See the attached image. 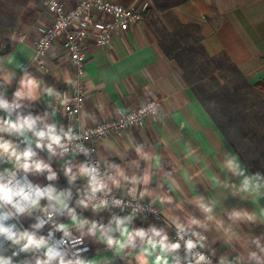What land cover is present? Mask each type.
<instances>
[{
	"label": "clouds",
	"instance_id": "9594fccd",
	"mask_svg": "<svg viewBox=\"0 0 264 264\" xmlns=\"http://www.w3.org/2000/svg\"><path fill=\"white\" fill-rule=\"evenodd\" d=\"M39 6L53 14L52 29L43 20L30 25L41 34L34 47L24 35L9 38L27 62L15 51L0 55V264H264V165L254 171L227 149L213 162L184 138L160 94L185 126H195V109L168 78L145 72L151 83L135 107H109L101 94L108 78L95 83L83 70L84 41L113 47L111 34L132 13L120 0ZM93 8L113 23L92 25ZM64 34L70 48L60 55L54 42ZM180 140L175 162L157 150Z\"/></svg>",
	"mask_w": 264,
	"mask_h": 264
},
{
	"label": "crops",
	"instance_id": "0c3cea01",
	"mask_svg": "<svg viewBox=\"0 0 264 264\" xmlns=\"http://www.w3.org/2000/svg\"><path fill=\"white\" fill-rule=\"evenodd\" d=\"M65 1L67 4H74L75 0ZM120 2L126 6H142L145 10L153 8L155 15H159L166 24L174 27L167 14H160L156 10L153 0H120ZM33 3L37 6L33 7ZM39 5L40 0H0V44L11 45L0 51V55L15 51L19 61L27 62L25 54L21 52L26 50L22 45L12 44L9 38L13 34L24 35L27 37L26 42L35 46L40 34L31 32L29 26L36 24L38 20H43L48 26L53 20V14H48L47 10ZM171 13L184 23L195 22L201 25L203 45L208 53L218 55L225 51L250 82L256 83L264 80V0H187L173 7ZM112 43L111 48H101L89 41L87 43L89 57L85 67V72L95 83H100L102 76L108 78L107 87L101 90V94H106V99L110 98L109 107L112 105L135 107L137 99L141 98L140 90L151 83L144 78L145 72L152 73L154 77H166L177 89V99L185 104L190 102L196 113L195 126H185L183 115L169 104L167 93H162L160 94L161 102L174 118L175 123L170 121V125L173 127L179 125L184 138H190L213 162L216 160L217 152L221 149L239 154L244 161L242 155L226 138L204 104L196 96L192 86L186 82L176 61L163 51L148 19L133 24L126 31H121L119 35H114ZM56 44L60 55L67 53L61 42H56ZM71 70L75 72L74 67ZM29 71L38 75L34 68H29ZM45 79L52 82L50 75L45 76ZM129 80H134L139 85L134 92L126 86V81ZM116 81L119 82L118 85ZM61 87L64 86L61 85ZM14 88L15 82L12 90ZM121 94L131 99L125 102ZM8 96H11V90ZM38 108H42V105ZM146 123L149 122L146 121ZM153 127L160 136H163L164 133L159 124ZM127 131L130 132L131 129ZM182 148L183 140H180L167 147L161 145L157 150L164 151L169 159L175 162ZM188 163L185 162L184 167H187ZM177 169L181 174L183 173L178 163ZM60 184L61 186L66 184L63 177L60 179ZM205 187L209 196L215 195L211 189ZM189 190L193 196L197 194L191 185H189ZM177 198L180 197L177 196ZM94 254L95 249L85 255L90 258Z\"/></svg>",
	"mask_w": 264,
	"mask_h": 264
},
{
	"label": "trees",
	"instance_id": "16d2710c",
	"mask_svg": "<svg viewBox=\"0 0 264 264\" xmlns=\"http://www.w3.org/2000/svg\"><path fill=\"white\" fill-rule=\"evenodd\" d=\"M153 1L156 10L160 14H167L174 26L170 27L162 17L155 15L153 8L145 10L146 19L159 45L176 61L184 79L192 86L226 138L234 146L237 143L256 142L259 132L257 128L247 129L246 112L250 109L254 111L255 119L259 118L262 123L264 113L256 104L247 103L252 90L264 91V80L250 82L225 51L218 55L208 53L203 45L201 25L195 22L184 23L171 13L173 7L187 0ZM261 138L264 141V133ZM259 142L262 144V141ZM242 158L247 162L244 153ZM257 161L264 164L263 151Z\"/></svg>",
	"mask_w": 264,
	"mask_h": 264
},
{
	"label": "rangeland",
	"instance_id": "374dc122",
	"mask_svg": "<svg viewBox=\"0 0 264 264\" xmlns=\"http://www.w3.org/2000/svg\"><path fill=\"white\" fill-rule=\"evenodd\" d=\"M248 105L256 104V107L264 113V91L261 89L252 90L248 97ZM247 117V129L257 128L258 129V137L256 142H246L245 143H237L235 148L242 155L244 153L245 159L251 165H253V169H259L262 164H259L257 159L261 156L262 151L264 152V141L261 136L264 133L262 129L264 127V123L259 121V118L255 119L254 111L250 109V111L246 112ZM262 141V144L259 142ZM264 165V164H263ZM264 171V169H261Z\"/></svg>",
	"mask_w": 264,
	"mask_h": 264
},
{
	"label": "built area",
	"instance_id": "2783aa9c",
	"mask_svg": "<svg viewBox=\"0 0 264 264\" xmlns=\"http://www.w3.org/2000/svg\"><path fill=\"white\" fill-rule=\"evenodd\" d=\"M62 2L64 3L65 8L67 10V7H68L69 4H67V2L65 0H62ZM74 4H75V1H74ZM74 4H73V6H74ZM124 7H125L126 11H129V12L132 13V17H134L135 19H133L131 21V23H129L128 26L126 28L122 29L121 31H126L133 24H136V23H139V22H143L146 19V12H145V8L144 7H142V6H139V7H137V6H126V5H124ZM90 20L92 21V25H95L96 23H100V24H104V25L113 23V18L110 15H107V14H104V13H99L95 8H93V10L90 13ZM53 26H54V20L51 21V23L47 26V28L49 30H51ZM91 30H92V26L90 25V27H89L90 35H91ZM111 35L114 38L115 34H111ZM89 41L93 42L96 45L95 40L89 38V39H86L84 41V43L80 46V51L86 53L85 54V58L82 61V65H83V70L84 71H85L87 59L89 57V49H88V46H87V43ZM56 42H61L63 47L65 48V50L68 52V50L70 48V43L67 40V34H64L60 38H57V40L54 43H56ZM75 42L77 44H80L79 40H77ZM36 43H38V39L36 40ZM108 122H111V121L109 120ZM121 131H123V129H121ZM113 134H115V133H113ZM93 146H95V145H93ZM81 157H82V159H84L83 156H81ZM152 219H155V218H152Z\"/></svg>",
	"mask_w": 264,
	"mask_h": 264
}]
</instances>
